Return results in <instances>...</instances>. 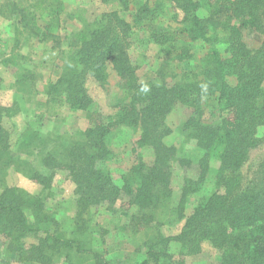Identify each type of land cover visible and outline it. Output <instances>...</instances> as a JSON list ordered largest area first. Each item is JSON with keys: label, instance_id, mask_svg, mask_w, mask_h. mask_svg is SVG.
Masks as SVG:
<instances>
[{"label": "trees", "instance_id": "1", "mask_svg": "<svg viewBox=\"0 0 264 264\" xmlns=\"http://www.w3.org/2000/svg\"><path fill=\"white\" fill-rule=\"evenodd\" d=\"M99 1L116 8L98 15L90 28L74 32L76 41L61 50L64 63L59 75L44 86L45 103L54 111L87 110L92 101L85 81L91 76L105 86L109 64L125 99L114 105V114L88 126L83 139L62 143L57 150L47 149L33 129L21 132L19 154L37 150L46 174L36 171L27 158L14 159L1 125L3 115L12 112L0 104L1 172L22 168V175L40 183L50 181L54 171L69 172L76 184L74 224L79 228V215L89 207L123 197L138 210L150 208L148 214L154 217L173 193L168 161L178 158L182 148L165 144L170 128L164 121L175 104H191L193 114L182 126L199 154L192 160L196 176L184 178L179 206L172 209L173 221L181 226L173 235L150 227L139 264H185L182 258L172 260L170 241L179 242L186 253H198L208 244L219 264H264V156L247 177L254 161L248 164L251 151L264 145V0ZM61 9V0H0V14L17 23L18 33L40 41L47 37L41 29L49 30L53 21L57 25ZM244 29L258 39L256 48L244 42ZM137 31L158 48L163 60L144 80L137 77V65L129 54L130 36ZM218 44L224 46L226 57ZM13 54L14 46L0 59L16 66ZM22 74L15 92L30 83V76ZM174 74L178 80L168 85L165 78ZM231 76L234 84L229 82ZM141 81L151 86L147 95L139 92ZM210 101L218 109V118L206 123L202 117ZM121 127L138 130L136 147L150 149L152 158L150 163L139 160L133 165L120 185L113 182L105 163L112 154L111 139ZM192 196L197 201L186 214L180 207ZM38 203L36 196L18 187L0 190V264H57L61 252L69 260L67 249H79L76 239L61 238L63 232L55 230L51 214ZM140 220L147 224L149 218L141 214ZM29 237L35 241L26 243Z\"/></svg>", "mask_w": 264, "mask_h": 264}, {"label": "rangeland", "instance_id": "2", "mask_svg": "<svg viewBox=\"0 0 264 264\" xmlns=\"http://www.w3.org/2000/svg\"><path fill=\"white\" fill-rule=\"evenodd\" d=\"M61 3L62 11L59 16L57 15L58 23L56 25L53 21L49 30L41 29L46 31L44 36L47 35L42 41L35 37L29 39L26 35L21 36L16 27L17 23H12L0 14V54L7 57L14 46L12 61L14 59L16 63V66L4 64L3 58L0 59V104L8 107L12 112L10 115H3L1 125L8 133L7 144L11 152L16 155L14 159L27 158L36 171L44 174L48 171L43 166L37 150L33 151L32 155L19 154L17 139L21 132L28 128L33 129L31 131H36L40 139L46 142L47 149L57 150L62 143L70 145L83 139V133L88 126L105 119L107 115L114 114L116 111L114 105L126 97L123 96L125 94L118 77L109 64V77L105 86L98 84L91 76L85 81L88 96L92 101L91 109L72 112L67 107H61L54 111L56 108L47 106L44 86L48 81L55 79L61 71V65L64 63L61 50H66L69 44L76 41L74 32L90 28L93 21L98 20V15L116 8L99 0H61ZM130 39V58L137 65V77L144 80L163 63V60L158 55V48L152 43L145 42V34L142 32H133ZM243 40L251 48L259 45L253 32L247 29L243 30ZM218 46L222 56L226 57L224 46L222 47V44ZM198 48L199 46L196 45L195 51ZM44 59H47L46 63L42 61ZM22 73L30 76L27 79L30 83L25 90L19 89L15 92L16 81L24 75ZM165 79L166 83L171 85L178 80V75L174 74ZM229 82L234 84L235 78L229 77ZM204 111L202 117L204 122L213 123L217 120L218 109L213 105V101L208 102ZM192 112L191 104L187 106L186 103L179 102L174 105L164 121L170 128V133L164 137L165 144L176 145L178 148L182 146V148L176 153L178 158L171 157L172 159L168 161L173 193L168 200L158 206L154 217L148 214L150 208L138 210L135 206H131L127 197H123L112 204L102 202L89 207L79 215L82 219L79 228L74 224V221L77 222L76 184L70 173L62 169L54 171L51 180L42 183L33 178H26L22 175L24 174L22 168L14 170L9 167L2 172L0 170V190L6 186H15L36 196L39 207L51 214L52 225L57 227L55 230L63 232L61 238L72 237L80 243L79 249H67L71 255L69 260L61 252L57 264H139L144 256L143 243L152 232L150 227L158 226L163 235H173L180 229L181 223L176 224L173 221L172 209L179 206L184 178L196 176V168L193 165L195 162L192 160L199 154L193 145V140L186 136L182 126L184 120L192 116ZM120 130L111 139L112 154L105 165L113 182L121 185L122 175L124 176L139 160L150 163L152 151L148 148L136 147L138 130L129 127H121ZM255 155L257 157L253 159ZM263 156L264 145L259 151H251L252 160L248 161V164L254 161L247 173L248 179L253 175L251 169H256L257 163ZM180 160H183L184 164ZM196 201L197 197L194 196L186 202L182 201L180 207L182 212L189 213ZM141 214L149 218L147 224L140 220ZM176 217L178 216H174ZM131 218H134L133 229L130 225ZM34 241L35 239L31 237L26 239V243ZM213 249L208 244H204L202 251L186 253L187 251L183 252L179 242L170 241L168 245L172 260L182 258L185 264H219ZM12 264L18 263L12 262Z\"/></svg>", "mask_w": 264, "mask_h": 264}, {"label": "clouds", "instance_id": "3", "mask_svg": "<svg viewBox=\"0 0 264 264\" xmlns=\"http://www.w3.org/2000/svg\"><path fill=\"white\" fill-rule=\"evenodd\" d=\"M150 91H151V86L147 82L141 81L139 92L147 95L148 93H150Z\"/></svg>", "mask_w": 264, "mask_h": 264}]
</instances>
